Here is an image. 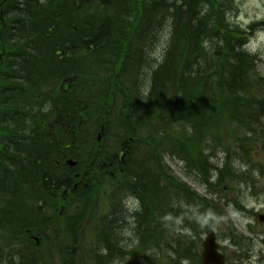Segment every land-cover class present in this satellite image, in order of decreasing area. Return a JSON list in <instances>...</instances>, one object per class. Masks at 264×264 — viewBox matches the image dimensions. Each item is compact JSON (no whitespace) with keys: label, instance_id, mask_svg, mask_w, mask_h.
Wrapping results in <instances>:
<instances>
[{"label":"trees","instance_id":"obj_1","mask_svg":"<svg viewBox=\"0 0 264 264\" xmlns=\"http://www.w3.org/2000/svg\"><path fill=\"white\" fill-rule=\"evenodd\" d=\"M235 2V0H0V234H4L9 240L15 238L18 233L15 220L18 212L16 214L15 211L20 209L17 204L18 193L21 191L19 185L21 160L18 155L16 156L17 153L4 152L6 137L17 141L18 137L15 136L18 127L23 123L31 125L26 118L33 116L37 118L33 124L40 126V131L37 132L41 136L54 134L59 147L66 145L65 137L71 138L74 143L73 156L76 157L77 151H82L85 144L83 137L88 135L96 138L100 124L108 125L107 119L101 118L99 122L93 124V130L87 128L88 119L103 103L78 96L77 88L81 81L76 73L82 66L76 58L61 59L58 55L60 52L56 51L59 42L66 37V33L63 34L60 27L64 22L78 21L88 24V35L84 36H88L90 41L98 38L102 51L106 54L121 51L123 55H132L130 45L134 41L138 42L141 37H146L155 45L160 41L161 27L167 26L170 29L172 39L164 53V62L156 69L150 66L151 90L145 102L147 108L155 107L158 112H166L164 107L168 106L167 116L160 119L165 125H169L167 131L155 135L156 138L153 139L139 138L135 124L125 118L130 138L154 146V160L151 158L154 165L151 172L149 173L147 168L144 171L146 165L143 164V172L131 170L130 178L123 182L144 205L143 219L147 218V213L153 216L155 213L161 216L178 214L175 204L166 206L158 200L167 186L175 188L178 196L182 195L184 198L192 196L188 187L169 175L165 161L158 153L161 141L168 140L174 143L178 147L177 157L186 162L189 171L201 175L207 183H210L213 168L217 171V180L222 184H228L233 180L236 173L231 166L235 165L236 155L246 163L245 165H249L254 145L260 142L264 150V75L257 65L259 56L245 50L244 45L257 27L263 26L264 23L254 22L245 29L232 22L231 15L235 10ZM71 5L76 8L75 12ZM61 12H71L74 18L58 22ZM46 21H51L48 30H37ZM26 30L28 33L23 34ZM69 30L73 31L71 26ZM37 37L43 38L42 47L50 50L49 56L39 44H33L34 38ZM25 52L30 56L24 54ZM37 53L42 55L38 56ZM109 61L110 64L106 60L100 62L93 60L91 67L94 70L89 73L91 77H95L94 81L100 78L103 71L109 73L110 77L112 75L111 81L109 78L110 99L117 91L126 92L121 79L124 73L136 65V61L126 62L124 57L112 58ZM106 64L109 66L106 67ZM45 67L49 72L50 81L34 76L38 73V68ZM58 68L61 69L59 76L56 74ZM70 71L75 73L72 76V85L66 91L59 89L58 87L67 81L66 78H69ZM169 74H174V81L172 85H165L164 77ZM50 82L55 84V89L58 88L54 93H49ZM157 87L162 89L161 94L158 93ZM50 100H53V104L46 105ZM45 105L49 107V111H43ZM107 109L108 103L105 111ZM229 109L233 112L227 113ZM228 114L231 116H227ZM204 115L208 118L205 119ZM182 119H191L187 122L191 126L181 123V132H174L173 128L170 130L174 122ZM241 121L255 128L246 129L243 137H235L232 129L239 131L238 124ZM231 137H234V141ZM43 139L42 137L41 140ZM127 141L129 138L125 143ZM205 144L224 150L226 157L222 167L210 162ZM77 145L82 148L77 149ZM96 146L97 144H94L90 148L93 153L95 149L101 148ZM129 147L126 155L128 166L132 165L135 153L131 143ZM239 148L243 152H239ZM175 149L170 147L171 152ZM103 155L105 156L104 153ZM78 157L79 167L85 168L88 153H80ZM90 190L98 192L100 186L93 184ZM149 191L153 193L154 200L149 199ZM201 200V204L194 206V209L200 208L198 212L200 214L187 210L185 212L192 213L187 214L186 220L193 222L195 219L197 226L196 219L198 221L201 219L200 230L207 233L211 229L212 217L219 214L220 210L209 200ZM186 207L191 209L188 203ZM5 216L9 217V225L3 224L6 223ZM153 220L151 216L147 218L149 223H153ZM203 222L206 223L205 228L201 229L200 225ZM141 225L148 227L146 223H140L139 226ZM184 250L185 256L191 259L190 263L200 264V258L197 259L192 248L185 246ZM63 255L65 261H75L68 250H65Z\"/></svg>","mask_w":264,"mask_h":264},{"label":"rangeland","instance_id":"obj_2","mask_svg":"<svg viewBox=\"0 0 264 264\" xmlns=\"http://www.w3.org/2000/svg\"><path fill=\"white\" fill-rule=\"evenodd\" d=\"M235 1V12L231 15V20L235 24L247 28L253 22L264 23V0ZM257 28H259V30L250 40V43L247 47L248 49H250V51H257L264 54V29H262L261 26H258ZM160 32V41L156 43V49L157 51H159L160 57L158 60L154 56L153 58L150 56V65L148 66L147 71L150 70V66L156 69L158 66H160L161 62H164V53L166 51L165 49L170 45V43L168 44V42H171L172 39V36L169 33L170 29L167 26L161 27ZM79 43L82 44L81 42L76 41L73 46L74 52L76 51L78 53L76 60L87 56L85 52L79 54ZM43 51L46 52L45 54H48L49 56L50 50L48 51L47 49L43 48ZM59 56L61 57V59H65L63 55ZM109 60L110 59H107L106 61H108L110 64ZM92 62L93 60H90L86 64V66H82L80 71L76 73L78 74V78L81 81V84H78L77 90L79 97H84L85 99L103 103L100 106L101 108L95 110L92 117L88 119V129L93 130V124L95 125L97 122H99V119L104 118V113L106 112L105 117L108 121V125L106 126L105 138L103 139V149L105 150V153H113L114 155L119 153V145L123 141H126L128 140V138H130V135H128L129 133L126 129L125 118L132 120V122L135 124L136 134L139 138L153 139L156 138L155 135L167 131L169 125H165L160 119H162L164 116H167L166 112L169 111L168 106L164 107L166 112H158L155 110V107H146V94H148L151 90L148 74L149 72H147V76L137 75V72H135V69L137 67L136 64L122 76L121 81L123 86L126 88V92L117 91L109 99V78L111 81L112 75L110 77L109 73L103 71V73L100 72V78L94 81L95 77H91L89 73V71L94 70L91 67ZM109 64H106L105 66L108 67ZM261 69L264 72V63H261L259 67L260 72ZM133 73L135 74L134 76ZM74 74L75 73L71 72L69 78H66L67 89L72 85V76ZM167 78V76L164 77L163 84L165 85L169 84V80H167ZM107 103L108 109L105 111ZM46 110L49 111V107H47ZM230 112L233 111L229 109L227 113ZM152 113H155V115H153ZM229 115L230 114H228L227 116ZM204 117L205 119L208 118L207 115H204ZM181 123L184 122H174V124L170 127V130L173 128L174 132H181ZM185 124L191 126L188 123ZM238 128L239 131L236 129H232L235 137H243L246 133V129L255 127L247 126L245 123H243V121H241L238 124ZM231 140L234 141L232 138ZM258 146L262 147V144L259 142L254 145L252 154L249 159V165H245L246 163L242 164L241 161H238L236 163V169L250 171L249 176L251 179H248V186L246 183H243L247 180L245 179L247 175L243 171H238L239 173H242V175H239L238 177L243 178L242 180L240 179L243 182L231 180L228 184H222L219 181L214 182L215 179H213V184H205V181L202 179L201 175H196L195 172L189 173L186 162L177 157L176 151H178V147L174 143L165 140L161 141V145H158L159 156L161 155V158L166 162L164 164H166L165 167L169 175L179 180L180 182L182 181L183 183H186L192 190L196 191L197 194L204 195L207 200H209L214 205L216 204L215 206L220 208V210L223 212L220 217L216 218L212 229L216 232L220 244L226 249L224 250V253L227 256V264H264V220H260L259 216L253 215L254 213L264 214V152L260 149V147L255 149V147ZM170 147H174L176 149L171 152ZM132 148L135 150L132 169H134L135 172H143L144 164L146 165L144 171L147 168L149 169L150 173L154 165V161H151L154 157V146H150L148 142H139L138 140L134 139ZM205 148H208L206 151L209 154V160L212 164H220L225 159V152L220 149L221 147L205 144ZM238 150L239 152H243L241 148H239ZM256 168H258L259 170L261 168L262 173L255 172L254 170ZM154 174L159 175V173ZM119 179L122 181L124 179V176L120 177ZM107 180L112 179L109 177L107 178ZM157 181H159V179H157ZM119 185L120 183L118 180L113 182V184L111 182H106L103 186V189L107 192V195H102L101 199L94 206V209H91L88 214V223L85 225V231L82 233V239H84V241L82 242V246L78 248L81 251H85V256L86 251H88L89 254H93L99 251L101 252L103 250L102 244L98 243V239L100 236L98 227L103 220L111 219L110 217L114 213L113 192L114 188L118 187ZM252 185L255 187L254 189H252ZM164 190L170 192L173 191V193H175V196L177 197V200L182 196H178V192L175 188L166 187L164 188ZM253 190L255 192H253ZM121 193V199L123 200L124 198H126V194H128L129 192L127 191V189H125L124 193ZM254 193H258V195L255 196ZM109 196L112 197V201ZM122 200H120V202L124 206L123 211L125 210L126 212L127 210H130V207H135L137 208V210L139 209L138 200L135 201V199H131L129 201V205H127L125 201ZM180 201L182 204L185 203L184 199ZM75 203H70V210L78 208V205ZM64 206L65 205L63 204L60 205L59 211H61ZM162 209L165 210L166 208ZM25 211L26 210H24L23 208L16 210L15 213L18 212V217L16 218H19L22 215L21 219H24ZM123 211L118 215L119 219L121 218V225L120 231L117 232L116 237H119V240H121L122 237H125L126 240H121L118 244L124 246L125 249H129V246L137 244V246H141V238L143 236V233L147 230V227L141 225L138 228V231L136 230L135 233H133L136 227L131 220V215H128L126 213L124 215L126 219H124L122 217ZM63 219L64 218L61 217L59 221H62ZM188 228L189 227H187L186 222L185 226L182 229L185 233V236H190L192 234V231ZM102 231L107 232V227L103 226ZM176 231L179 232L180 230L177 229ZM138 232H140L139 238ZM232 232H234L237 236L242 237V239H240V245H235L231 241L235 240ZM205 236L206 234H203L201 238L195 239L194 246L196 248L201 249V243L204 240ZM113 238L115 237L112 234L111 239ZM176 239L178 240V236L176 237ZM174 240L175 239L173 236H167V239L163 241L164 243L160 248H152L151 250L139 254L137 257L135 256V259H133L131 256H126L125 260H121L118 264H173L171 262L172 257H170V255L173 252L172 249H174L172 247L176 245V243H174ZM59 241H61V238H59ZM6 244H9V246H7ZM118 244H116L115 251L124 250L121 249ZM10 246H12L10 242H8L7 240L3 241V247H5L7 250L14 247ZM239 247L241 249H239ZM41 250L44 251L45 249ZM40 253L43 255L42 264H62L59 261V252H49V250H47L46 252H38L36 254L41 255ZM23 255H25L26 258L29 257L28 253L26 252H23ZM54 255L57 258L55 262ZM123 255L124 253L116 254L117 257H122ZM151 255L155 258L154 261L149 260ZM18 262L19 261L17 260L15 264H18ZM84 262L85 264H94L90 255L89 258H86V260H84ZM177 262L178 261L176 259L174 264H177ZM40 263V261L35 262V264Z\"/></svg>","mask_w":264,"mask_h":264},{"label":"bare ground","instance_id":"obj_3","mask_svg":"<svg viewBox=\"0 0 264 264\" xmlns=\"http://www.w3.org/2000/svg\"><path fill=\"white\" fill-rule=\"evenodd\" d=\"M70 7L72 8L73 12L76 11V8L73 5H71ZM73 18H74L73 13L61 12L59 17H58V22L59 21H70ZM50 23H51V21H46L40 27H38L37 30H39V31L48 30ZM69 26L72 27L73 31L69 30ZM60 27L62 28L61 32L63 34L66 33V37L64 39H62V41L59 42L56 51L57 52L59 51L60 54L65 57V59L76 58L77 55L73 50V46H74V43L76 41L81 42L82 44L85 45V48H86L85 54L87 55V56H84L78 60V63L81 66H86V64L90 60H96V61L100 62V61L107 60V59L123 58L124 57L126 62H135L136 61L137 67L135 69V72H137V75L147 76V72H149L148 74L150 77L151 70L147 71L148 66L150 65V59H151V57L153 58V56H154L155 58H157L159 60V57H160L159 51H157V49H156V47H157L156 44L154 45L153 42L146 37H141L140 41H138V42L134 41L130 45L132 55H123V53L121 51H118V52H115L112 54H106V52L102 51L103 48H102L98 38H95L92 41H90V38L88 36H84V35H88V27H89L88 24H85L83 22L80 23L78 21H70V22L62 23ZM28 31H31V30H28ZM25 33H28L27 30L23 31V34H25ZM100 33H101V31H100ZM101 36H102V34H101ZM67 39H70V40H67ZM43 42H44L43 38H39V37L34 38V40H33V44H35V45L39 44L40 47H42ZM90 42H91V44H90ZM39 53H37V55L41 56L42 53L41 54H39ZM24 54H27V56H30V54L28 52H25ZM99 54L101 56H94V55H99ZM38 69H39L38 73L34 74L35 77H37L39 79L42 78L44 80L48 79L49 81L51 80V78H49V72L46 68L45 69L38 68ZM71 72L72 71H70V73ZM56 74L58 76L61 75V69L60 68L56 69ZM134 75L135 74L133 73V76ZM167 77H168L167 80H169V84H172L174 81V74H169ZM133 78H135V77H133ZM55 87H56L55 84L53 82H50L49 93H54L55 90H58V88L55 89ZM157 90H158L159 94L162 93L161 88L157 87ZM46 104L49 106L52 105L53 100L47 101ZM105 115H106V112L104 113V118H106ZM180 122L187 123L188 120L182 119V120H180ZM84 141H85V144H84V147L82 148V150L83 151L90 150V147H92L94 145V137H89ZM101 175H103V174H101ZM105 183H106L105 181H101V184H105ZM163 193L164 194H162L160 197H158V200H160L161 204L169 206V205L176 204L178 202L177 197L175 196V193L170 192V191H164ZM143 194L145 196H147V194H145V193H143ZM154 198L155 197H154L153 193L151 191H149V199L154 200ZM110 218L111 219L107 220V224L109 226V229L113 233H117L118 231H120L119 229H120V225H121L120 224L121 218L119 219L118 215L111 216ZM26 220H28V218H26L25 221ZM146 222H147V218L143 219L140 223H146ZM196 222H199L198 219H196ZM205 224L206 223L203 222L200 225L201 229L205 228ZM194 225L195 224L193 223L191 226H189V228L194 226ZM190 230H192V228H190ZM116 236H117V234L114 235V237H116ZM119 239H120L119 237H116L117 243H119L121 240H124L123 238H121V240H119ZM114 247H115V242L112 243V249H114ZM119 247L121 249H125V247L122 245H119ZM106 250H107V248H106ZM187 262H191V259H190V257L185 256L182 259L181 264H185Z\"/></svg>","mask_w":264,"mask_h":264},{"label":"flooded vegetation","instance_id":"obj_4","mask_svg":"<svg viewBox=\"0 0 264 264\" xmlns=\"http://www.w3.org/2000/svg\"><path fill=\"white\" fill-rule=\"evenodd\" d=\"M33 136V135H31ZM21 138L18 139V141H15L13 139L8 140L7 145L10 149L18 150L19 153L26 154L28 152H31L32 158H35L34 160H31V163L29 162V159L25 163V169L23 170V163L24 161L21 160V168H22V186L23 191L21 192V198L20 203L24 204H35L38 199L40 200V205L42 202H44L41 198V186H44L46 188L47 194L49 197L46 199L50 203H54L56 201V195L58 194L56 183L52 182L50 179L52 176L48 173V169L55 171L57 169V166L59 164V161L57 160V153L59 150L54 146L50 149L42 150V141L40 139H34L25 141V136H20ZM37 137V136H36ZM53 144H56L53 142ZM70 151V147L68 148ZM21 154V155H22ZM44 154V155H43ZM123 159V158H122ZM121 158L117 159L116 161L109 162L110 169L107 173V176L116 177L117 175H121L123 172V169L121 167ZM99 160V156H97L92 160V164H95ZM107 165L105 162H103L101 168L103 171H105ZM64 169H67L68 167L64 166ZM103 171L98 173L90 174L87 170H85L81 174L79 172H68V175L61 181V184H63L64 194H69L72 190L77 189L81 190L83 188V191H85L87 188H89V181H97L99 182L101 177L103 175ZM101 175V176H100ZM56 177V172H55ZM58 177V174H57ZM92 179V180H90ZM76 180V183L74 182ZM41 198V199H40ZM66 198V197H65ZM70 200H73L71 197ZM69 200V202H70ZM121 207V205L119 204ZM24 209L25 211V218H28L27 221H29L31 224H36L34 221L36 219H39L40 216L36 215L35 212H31L30 208H27L25 206H21L20 209ZM54 209L56 210V203L54 204ZM6 219L9 220V217L5 216ZM22 215L19 217L21 219ZM56 217V214H54L53 219L51 222H54V219ZM14 218V217H13ZM120 230V229H119ZM28 233H30V230H27ZM44 235V234H41ZM33 240L39 245L41 243L40 239L36 240L33 235Z\"/></svg>","mask_w":264,"mask_h":264},{"label":"water","instance_id":"obj_5","mask_svg":"<svg viewBox=\"0 0 264 264\" xmlns=\"http://www.w3.org/2000/svg\"><path fill=\"white\" fill-rule=\"evenodd\" d=\"M218 248L215 234H209L204 242L202 253L203 264H225V257L218 252Z\"/></svg>","mask_w":264,"mask_h":264}]
</instances>
